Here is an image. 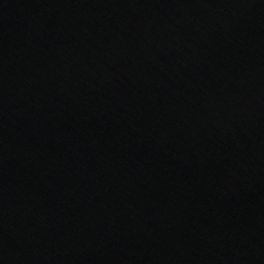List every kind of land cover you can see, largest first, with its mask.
Returning a JSON list of instances; mask_svg holds the SVG:
<instances>
[{"label":"water","instance_id":"water-1","mask_svg":"<svg viewBox=\"0 0 264 264\" xmlns=\"http://www.w3.org/2000/svg\"><path fill=\"white\" fill-rule=\"evenodd\" d=\"M0 264H264V0H0Z\"/></svg>","mask_w":264,"mask_h":264}]
</instances>
